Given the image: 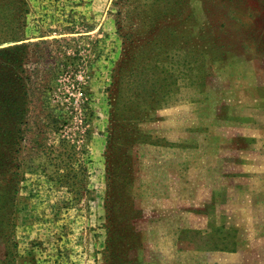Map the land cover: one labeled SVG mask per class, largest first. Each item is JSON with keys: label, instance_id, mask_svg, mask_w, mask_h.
I'll return each instance as SVG.
<instances>
[{"label": "rangeland", "instance_id": "1", "mask_svg": "<svg viewBox=\"0 0 264 264\" xmlns=\"http://www.w3.org/2000/svg\"><path fill=\"white\" fill-rule=\"evenodd\" d=\"M0 264H264V0H0Z\"/></svg>", "mask_w": 264, "mask_h": 264}, {"label": "trees", "instance_id": "2", "mask_svg": "<svg viewBox=\"0 0 264 264\" xmlns=\"http://www.w3.org/2000/svg\"><path fill=\"white\" fill-rule=\"evenodd\" d=\"M12 22H14V20H12ZM5 39L14 40L15 36H7ZM6 63L13 65L14 61L6 59ZM6 112L8 116L6 115L7 117H5V121L7 124L9 123L14 131L7 130L5 135H7V133L12 134V141L15 147H18L20 136L17 135H21V132L19 126L16 128L12 124V121L16 120V117H14V113H11L9 110ZM16 116L18 117L19 124H22L24 122V114L21 109L19 115ZM54 125H56L55 120ZM68 142L69 141L66 138L58 140L55 145H49L46 142H42L45 145L42 147L39 146V154L43 158V161L28 166V171L43 173L57 188H60L61 186H66L68 188H71L70 186H75V180L83 174L84 169L80 166L81 163L76 158L77 154L73 146Z\"/></svg>", "mask_w": 264, "mask_h": 264}]
</instances>
